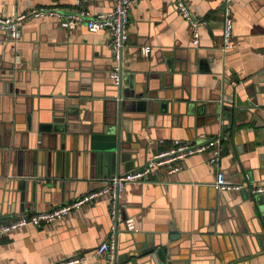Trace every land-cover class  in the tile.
<instances>
[{
	"label": "crops",
	"instance_id": "1",
	"mask_svg": "<svg viewBox=\"0 0 264 264\" xmlns=\"http://www.w3.org/2000/svg\"><path fill=\"white\" fill-rule=\"evenodd\" d=\"M185 4L202 20L198 45L174 0L131 4L118 88L109 78L108 31L66 29L60 16L31 15L35 9L67 15L78 7L95 14L110 11L114 0H0V15L28 16L16 43L0 29V225L72 201L110 177L96 173L99 152L85 125L96 130L121 119L129 157L120 174L175 139L222 137L217 165L209 163V151L192 154L178 172L159 169L153 182L125 186L119 209L136 231L122 221L115 235L108 203L99 198L62 220L3 234L0 264L73 257H83L78 264H108L96 249L116 236L118 253L130 254L121 264H155L150 254L133 255L148 248L164 249L163 264H264V195L259 201L247 187L264 183V0H232L226 52L219 49L221 3ZM63 112L74 127L61 140L43 128ZM217 115L226 117L223 124ZM217 170L246 187L217 191Z\"/></svg>",
	"mask_w": 264,
	"mask_h": 264
},
{
	"label": "built area",
	"instance_id": "2",
	"mask_svg": "<svg viewBox=\"0 0 264 264\" xmlns=\"http://www.w3.org/2000/svg\"><path fill=\"white\" fill-rule=\"evenodd\" d=\"M86 1V0H84ZM136 0H114L113 8L110 11L90 14L84 8L78 7L67 15H59L52 9H35L31 15L35 17L43 15L60 16V25L66 29H73L79 25H85L90 32L108 31L110 33L109 45L112 51V67L109 73L111 82L118 86L122 80V61L123 51L128 43V22L129 9ZM222 6V32L219 49L226 52L231 46L232 39V0H218ZM176 8L181 16L190 25L191 41L194 45L199 43V26L202 20L190 12L185 4V0H174ZM27 13L17 14L12 17L0 15V29L7 31L12 42L16 43L21 36V25L27 18ZM150 47L145 45L141 48L143 55H148ZM222 137L199 138L198 140L183 141L175 139L168 148L153 153L145 164L128 172L115 175L102 180L100 187L93 189L76 199L60 204L45 211L33 212L29 215H22L19 219L10 224L0 225V237L8 231L27 224L35 226L50 224L57 220L66 218L72 211L80 209L83 205L92 203L99 198L106 199L110 218L114 221L116 211L119 208V197L125 186L131 183H150L153 182L151 176L156 174L159 169L171 174L181 169V162L192 154L210 152L209 163L217 165L221 156ZM252 184V183H251ZM247 185L248 190L254 195H264V183ZM213 187L217 191L240 190L245 188V184L234 183L228 180L222 170H217ZM127 230L136 231L137 228L132 219L125 220ZM113 229V227H112ZM114 240L110 239L102 242L96 249V255L107 254L109 261L113 258ZM83 261V257H73L53 264H78Z\"/></svg>",
	"mask_w": 264,
	"mask_h": 264
},
{
	"label": "water",
	"instance_id": "3",
	"mask_svg": "<svg viewBox=\"0 0 264 264\" xmlns=\"http://www.w3.org/2000/svg\"><path fill=\"white\" fill-rule=\"evenodd\" d=\"M121 82L118 85V88H120ZM119 95L117 96V101H121V90L118 91ZM145 104H147V101H145ZM230 107V106H229ZM146 109V107H145ZM228 116V122L232 124V114L231 112ZM71 113L63 112L61 114H58L57 117H53L51 119V122L44 124L45 129L43 130L48 132H54L55 134L60 136V139L62 140L66 133H72L71 129H73L74 125L69 122ZM81 120H83V117L80 116ZM217 120L223 124V121H225L226 117H222L221 115L216 116ZM226 124V123H225ZM86 127V137L88 140L90 139L91 145H94V148L98 150V157L95 162V170L97 175L102 173L107 176H115L120 174V166L125 164L126 159L129 157V154L125 151L126 145L125 141H128V139H124L122 132H121V119L119 117L117 118V121L115 124H108L103 123L101 126H99L96 130L94 128H89L88 125H85ZM92 131V132H91ZM91 132L90 135H88ZM112 175V176H111ZM106 179V178H105ZM261 201L263 199V195H260L257 197V200ZM258 201V202H259ZM259 205L262 206L259 202ZM110 216V214H109ZM111 219V218H110ZM127 218L122 217L120 213V209L118 208V211H116V216L114 221H112V227L113 232L115 235L117 234V226L118 222H125ZM126 227V226H125ZM130 231V230H128ZM121 248L117 246V236L114 238V249H113V258L111 261L107 258L108 264H121L126 261L127 257L130 256V254L125 251L123 253L120 252ZM140 251V250H139ZM137 252L133 254L135 257H138L139 255H146L150 254L153 262L155 264H163L162 254L161 252H164V249L162 251H154L152 248H148L147 250H144L141 252ZM132 264H137L135 260H132Z\"/></svg>",
	"mask_w": 264,
	"mask_h": 264
}]
</instances>
